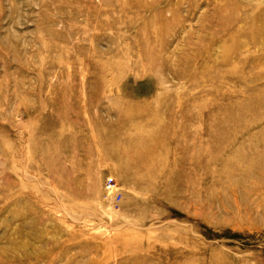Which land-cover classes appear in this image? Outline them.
<instances>
[{"label":"rangeland","instance_id":"374dc122","mask_svg":"<svg viewBox=\"0 0 264 264\" xmlns=\"http://www.w3.org/2000/svg\"><path fill=\"white\" fill-rule=\"evenodd\" d=\"M0 264H264V0H0Z\"/></svg>","mask_w":264,"mask_h":264}]
</instances>
